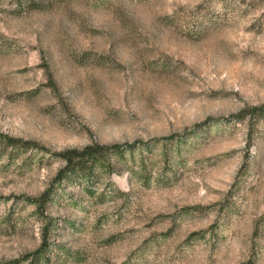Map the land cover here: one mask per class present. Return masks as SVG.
<instances>
[{"label":"rangeland","instance_id":"1","mask_svg":"<svg viewBox=\"0 0 264 264\" xmlns=\"http://www.w3.org/2000/svg\"><path fill=\"white\" fill-rule=\"evenodd\" d=\"M8 139L0 264H264V0H0Z\"/></svg>","mask_w":264,"mask_h":264},{"label":"trees","instance_id":"2","mask_svg":"<svg viewBox=\"0 0 264 264\" xmlns=\"http://www.w3.org/2000/svg\"><path fill=\"white\" fill-rule=\"evenodd\" d=\"M24 144L27 145L28 142H23L17 139H8L4 142L0 141V151L3 153L12 150L16 152L25 151L27 148ZM10 147L13 148L9 150ZM103 151V148L86 147L84 149L73 148L57 153V155L65 162V166L59 172V180L67 179L72 175L88 176V173L95 169L93 166L95 156L97 157V154L102 153ZM50 198L52 199L53 197L50 196Z\"/></svg>","mask_w":264,"mask_h":264}]
</instances>
